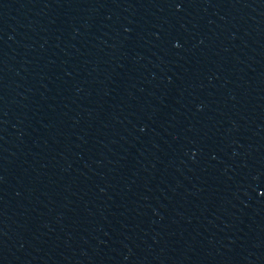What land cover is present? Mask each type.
<instances>
[{
    "label": "water",
    "instance_id": "water-1",
    "mask_svg": "<svg viewBox=\"0 0 264 264\" xmlns=\"http://www.w3.org/2000/svg\"><path fill=\"white\" fill-rule=\"evenodd\" d=\"M0 264H264V0H0Z\"/></svg>",
    "mask_w": 264,
    "mask_h": 264
}]
</instances>
